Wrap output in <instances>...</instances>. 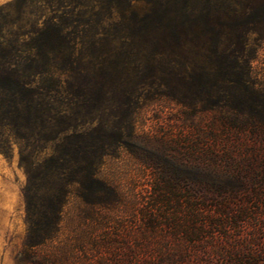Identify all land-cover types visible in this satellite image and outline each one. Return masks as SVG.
Segmentation results:
<instances>
[{"label":"trees","instance_id":"obj_1","mask_svg":"<svg viewBox=\"0 0 264 264\" xmlns=\"http://www.w3.org/2000/svg\"><path fill=\"white\" fill-rule=\"evenodd\" d=\"M14 3L30 17L23 32L5 34L0 24V151L11 150L7 130L27 173L26 258L57 240L71 195L84 207L120 202L99 170L120 148L136 151L144 96H217L230 110L264 121V87L252 72L257 50L249 42L253 31L264 40V0ZM49 145L52 152L37 160Z\"/></svg>","mask_w":264,"mask_h":264},{"label":"rangeland","instance_id":"obj_2","mask_svg":"<svg viewBox=\"0 0 264 264\" xmlns=\"http://www.w3.org/2000/svg\"><path fill=\"white\" fill-rule=\"evenodd\" d=\"M15 1H0L5 34L27 28L29 9L14 10ZM41 6L35 3L36 16ZM249 42L257 50L253 80L264 87L260 32ZM218 99L144 96L136 151L120 148L99 170L120 191V202L111 209L84 207L71 195L57 240L33 258L22 256L27 173L19 144L4 130L12 147L8 156L0 153L13 167L15 191L0 264H264V121ZM51 152L49 145L37 160Z\"/></svg>","mask_w":264,"mask_h":264},{"label":"crops","instance_id":"obj_3","mask_svg":"<svg viewBox=\"0 0 264 264\" xmlns=\"http://www.w3.org/2000/svg\"><path fill=\"white\" fill-rule=\"evenodd\" d=\"M2 1V0H0ZM13 167L0 153V255L7 245L6 229L13 224L14 182L12 180Z\"/></svg>","mask_w":264,"mask_h":264}]
</instances>
